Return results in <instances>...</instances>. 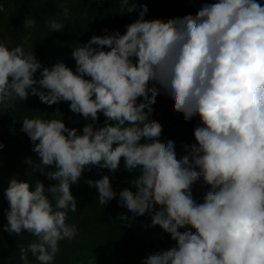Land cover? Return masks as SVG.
<instances>
[{
    "label": "clouds",
    "instance_id": "9594fccd",
    "mask_svg": "<svg viewBox=\"0 0 264 264\" xmlns=\"http://www.w3.org/2000/svg\"><path fill=\"white\" fill-rule=\"evenodd\" d=\"M127 4L122 0L121 9ZM139 7L124 34L93 36L73 50L75 73L58 62L36 80L42 66L33 51L0 42V105L37 95L47 105L69 101L73 113L90 121L82 134L58 119L22 121L39 156L38 164L28 163L55 183L46 188L37 180L32 190L12 178L4 191L3 230L35 237L20 248L21 260L30 252L39 264H53L58 242L77 232L66 223L68 211H77L70 186L92 166L117 171L123 158L126 170L139 167L140 173L132 183L136 191L122 190L118 203L139 216L152 213V225L177 242L143 264H264V6L214 0L195 15L167 21L146 20L147 6ZM48 26L64 28L57 20ZM161 88L186 121L200 118L196 143L184 145L183 157L173 140L159 139L161 123L149 119ZM101 113L104 125L94 128ZM45 167L54 170L45 173ZM200 178L211 190L197 204L191 187ZM86 182L98 190L101 205L117 195L108 175Z\"/></svg>",
    "mask_w": 264,
    "mask_h": 264
},
{
    "label": "trees",
    "instance_id": "16d2710c",
    "mask_svg": "<svg viewBox=\"0 0 264 264\" xmlns=\"http://www.w3.org/2000/svg\"><path fill=\"white\" fill-rule=\"evenodd\" d=\"M211 2L214 0H128L122 10V0H0L3 8L0 11V42H5L9 48L22 45L26 54L33 51L42 66L34 74V79L39 80L44 67L50 69L58 62L64 63L75 73L73 50L86 44L93 36L111 35L117 31L124 34L126 26L139 18L141 5L148 8L144 17L146 20L167 21L188 14L195 15L202 4ZM130 7L137 9L128 12ZM28 19L34 21L33 26H25ZM50 20L62 22L64 28L53 32L48 26ZM104 50L109 49L105 46ZM35 87L47 91L38 84ZM156 87L160 88L158 84ZM142 101V97L138 98V102ZM69 105V101L47 105L37 95H29L25 101L17 99L9 106L0 105V143L4 145L0 149V264H39L30 252L26 261L20 258V248H26L35 237L26 230L20 236L3 230L8 223L6 213L9 210L4 191L10 180L15 177L28 182L32 190L37 180L46 188L55 183L41 174L38 168L33 170L28 163L31 159L34 164H38L39 156L32 150L34 145L27 133L22 131V121L25 118L58 119L69 129L75 128L82 134L83 127L90 121H86L81 114L73 113ZM173 105V99L161 88L155 104L151 105L153 111L149 119L161 123L162 134L159 139L165 143L173 140L178 156L183 157L186 155L184 145L196 143L194 129L200 123V118L195 116L186 121L182 113L174 110ZM104 122L105 117L101 113L93 126L102 127ZM53 170L44 168L45 173ZM139 173V167L131 172L126 170L123 158L115 172L92 166L82 173L78 184L70 186L71 194L77 201V211H68L66 219V223L76 225L77 232L71 241L65 239L58 242L60 250L53 264H71L74 258L75 264H143L149 254L177 246V242L159 225H152V213L146 212L139 216L118 203L122 190L127 188L136 191L132 183ZM104 175L110 177L111 186L117 195L107 204L101 205L98 190L90 187L86 181H95ZM210 190L211 186L200 178L191 187L192 198L201 204ZM155 208L159 210V205ZM189 228L186 226L179 231L184 232ZM191 231L195 232L194 229ZM69 247L72 249L69 250ZM86 249L94 256L90 255L92 253L85 254Z\"/></svg>",
    "mask_w": 264,
    "mask_h": 264
},
{
    "label": "rangeland",
    "instance_id": "374dc122",
    "mask_svg": "<svg viewBox=\"0 0 264 264\" xmlns=\"http://www.w3.org/2000/svg\"><path fill=\"white\" fill-rule=\"evenodd\" d=\"M259 2L264 6V0H259ZM70 244H72V243H70ZM72 248L71 247H69V250H71ZM75 250H77V249H75ZM88 249H86V250H84V253L85 254H88V253H92V252H88L87 251ZM90 255H93L94 256V253H92V254H90ZM70 258V257H69ZM74 258V256H72V259ZM76 263V258H74L73 259V262L71 261V264H75Z\"/></svg>",
    "mask_w": 264,
    "mask_h": 264
}]
</instances>
